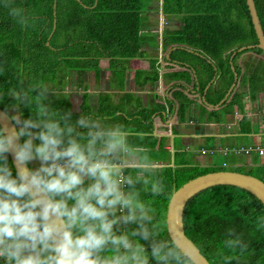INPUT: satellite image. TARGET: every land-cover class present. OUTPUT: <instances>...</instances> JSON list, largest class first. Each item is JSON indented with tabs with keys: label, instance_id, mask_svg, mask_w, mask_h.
Listing matches in <instances>:
<instances>
[{
	"label": "trees",
	"instance_id": "1",
	"mask_svg": "<svg viewBox=\"0 0 264 264\" xmlns=\"http://www.w3.org/2000/svg\"><path fill=\"white\" fill-rule=\"evenodd\" d=\"M254 2L264 30V0ZM53 4L54 0H0V93H4L0 107L11 117L18 111L10 107L16 101L7 91L17 87L22 78L25 84L46 83L55 93L49 94L51 107L71 110L73 121L85 113L104 117L108 124L121 123L132 131L148 132L142 144L158 165L155 178L162 180L165 195L153 197L150 192H142L141 197L151 202L158 219L166 218L172 192L198 174L219 169L254 174L243 170L241 165L232 168L226 160L205 166L194 163L186 151H171L166 146L167 137L153 133V115L165 109V104L155 101L154 93L144 103L142 95L126 89L128 66L124 64L133 58H144L147 66L135 68L133 83L138 89L147 83L154 84L159 77V57L149 54L143 46L152 43L156 48L161 36L162 49L171 48L165 66L186 67L174 70L172 76L191 82L190 68H194L201 90L214 77L205 97L210 103H217L234 80L230 58L236 50L232 63L239 79L228 101L221 109H210L209 114L218 120L224 111L232 112L234 107L242 110L244 94L251 100L257 95L264 97L262 49L251 46L237 50L258 41L246 0H55ZM13 7L24 10L27 27L10 15ZM158 13L162 22L160 33ZM247 51L253 54L243 55ZM241 56L244 65L238 61ZM100 60L105 65H100ZM103 69L108 70L109 89H97L93 98L87 76L92 72L99 81ZM74 96L79 99L77 106ZM194 97L181 88L172 90L171 103H176L179 116L192 104L201 108L200 111L206 110L205 103ZM19 113L23 119L32 116L31 109L23 106ZM243 125L242 130L248 129ZM25 139L20 138V143ZM8 162L15 176L9 153ZM28 164L35 168L31 162ZM257 167L263 177L256 176L264 180V163ZM262 217L264 205L253 193L232 184H215L187 200L183 211L184 231L211 264H221L217 253L229 230H235L247 244V250L232 264H264V229L257 227ZM126 227L135 229L138 225ZM161 236L167 238L168 232L165 230ZM141 243L150 253L151 241L141 239ZM150 264L157 262L150 257Z\"/></svg>",
	"mask_w": 264,
	"mask_h": 264
},
{
	"label": "clouds",
	"instance_id": "2",
	"mask_svg": "<svg viewBox=\"0 0 264 264\" xmlns=\"http://www.w3.org/2000/svg\"><path fill=\"white\" fill-rule=\"evenodd\" d=\"M10 15L28 26L23 9L13 7ZM50 93L46 83L22 78L7 91L19 128L0 127V258L6 264H150V257L157 264H207L201 248L141 197L165 195L155 178L158 165L142 144L149 133L85 113L73 121L71 110L51 107ZM22 106L31 109L30 118H22ZM34 160L39 167H25ZM257 227L264 229V217ZM141 239L151 241L150 253ZM246 250L230 229L217 255L232 264Z\"/></svg>",
	"mask_w": 264,
	"mask_h": 264
},
{
	"label": "crops",
	"instance_id": "3",
	"mask_svg": "<svg viewBox=\"0 0 264 264\" xmlns=\"http://www.w3.org/2000/svg\"><path fill=\"white\" fill-rule=\"evenodd\" d=\"M161 28L162 25L158 29L159 33L161 32ZM153 37L157 38L155 35ZM158 38V46L156 48L152 43H145L143 46L149 54H157L159 57V77L154 84L147 83L143 88L138 89L139 87L133 83L132 77L135 68L146 67L147 60L144 58H133L129 61H124V64L128 66L126 89L136 91L139 95H142L144 103H147L151 98L150 95L154 93L156 94L155 101L165 104V109H160L153 115V133L158 136H166V146L171 151H186L189 153L191 160L200 165L206 166L218 163V161L212 160L210 155L218 152L224 156H228L230 152L237 151V148L240 146H250L252 149L245 152L241 151L244 157L240 160H236L239 157L238 155L230 161L227 158L223 160H226L229 165L235 166L241 164H255L257 166L264 163V152L259 153L256 148L259 146L264 149V97L257 95L254 100H251L247 94H244L243 109L240 110L234 107L232 112L224 111L222 117L218 120L214 116L210 117L209 111L210 109H221L222 105L228 101L227 99L218 106L209 105L208 103L210 102L207 100V103L204 102L205 104H203L206 108L205 111H200L201 108H198L196 104H192L191 107L189 106L186 109L183 116H179L176 110V103H171L172 90L181 88L188 96H195L200 102L203 100V94L206 96V91L214 77L207 82L203 90L200 89L199 82H194L193 74L196 71H193L191 68V82H186L184 79H175L172 76V72L177 69H183L185 66L177 64L171 67L165 66V62L169 60L171 48L163 50L160 40L161 36H158ZM241 60L242 56L239 57L238 61L241 63ZM102 62L104 60H100L99 64L105 65ZM99 77V81H96L92 72L87 76L92 96L97 89H109L108 70L103 69ZM241 90L244 91L245 89ZM74 97L76 98L75 105L77 106L79 99L77 96ZM190 115L191 117H189ZM242 124L248 127V129L242 130ZM225 148H227L226 152L224 151ZM5 262L6 258H4L1 264Z\"/></svg>",
	"mask_w": 264,
	"mask_h": 264
},
{
	"label": "water",
	"instance_id": "4",
	"mask_svg": "<svg viewBox=\"0 0 264 264\" xmlns=\"http://www.w3.org/2000/svg\"><path fill=\"white\" fill-rule=\"evenodd\" d=\"M246 3L248 6V10L251 16V21H252L254 30L256 32L258 41L254 44L242 45L237 50H242L245 47L258 46L262 49L264 53V30L262 28L259 15L257 13L255 2L254 0H246ZM53 6H55V0H54ZM186 48L188 50H193L188 47ZM235 52L236 50L232 52L231 58H230L231 68L233 69V72H234V80L228 87L224 96L219 100V102L216 104L208 103L209 105L218 106L219 104H222L235 88L236 82L239 79L237 71L235 70V67L232 63L233 62L232 56L234 55ZM191 69L195 71L194 68H191ZM193 78H194L193 79L194 82L196 81V83H198L195 72L193 74ZM202 101L207 103V100L204 94H203ZM0 126L1 127L6 126L9 131L18 130L17 125L11 119V115L1 107H0ZM17 143H20V139L17 141ZM9 155L12 160L13 166L15 170L17 171V165L15 162L14 153L9 152ZM25 167L31 169L29 164H26ZM215 184H232V185H236L241 188H244L248 190L249 192L253 193L257 198H259L264 205V180L263 179H261L260 177L254 174L247 173V172H242V171L232 170V169H219V170H212V171H207V172L198 174L186 180L181 185H179L172 192L168 200L167 209H166V218L169 221L170 220L172 221V224L174 227L181 228V230L184 231L183 211H184V207H185L187 200L190 197H192L194 194L199 192L200 190L208 186L215 185ZM177 220H179L180 224L176 223ZM185 235L188 237L190 241L194 243V241L186 233ZM204 257L207 261V264H211L205 255Z\"/></svg>",
	"mask_w": 264,
	"mask_h": 264
},
{
	"label": "rangeland",
	"instance_id": "5",
	"mask_svg": "<svg viewBox=\"0 0 264 264\" xmlns=\"http://www.w3.org/2000/svg\"><path fill=\"white\" fill-rule=\"evenodd\" d=\"M155 16V15H154ZM153 17V16H152ZM158 29H160V27H161V25H162V22H161V15H160V13H158ZM253 53H251V51H247V52H245V55L246 56H250V55H252ZM256 55V54H255ZM260 56H262L261 54H260ZM102 64H105V62H102ZM240 64H242V65H244V62H243V59L241 60V63ZM73 100H74V104H75V102H76V98L74 97L73 98ZM241 147V146H240ZM243 147V149H244V147H249V146H242ZM242 152H245V150H241ZM241 151H235V152H230L229 154H228V156H224V155H222L221 153H215V154H213V155H210V158L212 159V160H214V161H218V162H220V161H222L224 158H227L228 159V161H230V160H232V159H234V158H236V156L238 155L239 157H237L236 158V160H240V159H242V157H244V154H242V152ZM239 152H241V153H239ZM235 160V161H236ZM31 163L34 165V167L35 168H37V167H39V165H40V162L38 161V160H34V161H31ZM234 163V162H233ZM37 166H36V165ZM230 167H234L235 165H229ZM240 166V165H239ZM241 166H242V169L243 170H245V171H250V172H252V173H254L255 175H258V176H262L263 177V174H262V170L260 169V168H258L255 164H249V165H245V164H241ZM3 264H6V262L5 263H3Z\"/></svg>",
	"mask_w": 264,
	"mask_h": 264
},
{
	"label": "built area",
	"instance_id": "6",
	"mask_svg": "<svg viewBox=\"0 0 264 264\" xmlns=\"http://www.w3.org/2000/svg\"><path fill=\"white\" fill-rule=\"evenodd\" d=\"M256 148L258 149L259 153H263L264 152V149L262 147L257 146ZM237 149H238V151H241V150L249 151L250 149H252V147H250V146L249 147H244V149H243V147H239ZM224 151L226 152L227 148H225ZM2 260H3V258H0V263L2 262Z\"/></svg>",
	"mask_w": 264,
	"mask_h": 264
}]
</instances>
